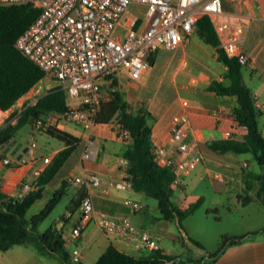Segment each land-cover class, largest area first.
I'll return each instance as SVG.
<instances>
[{"label": "built area", "instance_id": "1", "mask_svg": "<svg viewBox=\"0 0 264 264\" xmlns=\"http://www.w3.org/2000/svg\"><path fill=\"white\" fill-rule=\"evenodd\" d=\"M245 3L247 0H231ZM222 0H0L2 4L30 3L40 9L38 15L15 40V45L34 61L46 74V78H54L55 83L66 90L67 95L76 99L69 103L63 112H50L38 117L33 122V129L44 131L48 128H61L64 122L79 124L85 128L96 125V113L103 97L101 82L107 75H115L124 67L131 78L140 77L149 67V55L159 48H176L186 43L195 33L198 18L206 14L218 38V47L229 57H236L242 64L250 59L242 48L244 24L233 19L223 9ZM142 6V15L127 14L131 4ZM187 64L186 60L182 65ZM222 76L218 77L221 80ZM40 81L36 83V86ZM33 93L29 103L39 96ZM254 103L259 107L258 95L253 94ZM19 109L12 122L23 109ZM7 111V110H6ZM12 111L8 112L7 117ZM3 124V125H4ZM2 126V125H1ZM264 128V123H263ZM113 128V126H112ZM115 136L124 141L129 136L128 129L120 123L114 125ZM192 125L187 112L176 113L172 117L168 144L155 145V160L160 165L169 166L175 178L173 187H179L185 176L202 160L198 153L179 157L188 149V134ZM35 143L28 148L32 150ZM97 151L91 144H85L82 157L87 159L96 156ZM51 160L45 156L42 161ZM128 160L120 157L119 164L125 177L112 182L117 188H127L130 182L126 179ZM11 157L0 149V165H10ZM246 165V163L244 164ZM43 167L33 170L31 182H22L25 191L37 188L38 178ZM215 177L224 174L214 172ZM67 181L78 187L91 186L100 192L108 191L101 177L90 170L79 175L70 176ZM124 203L134 213L140 212L145 205L132 198ZM80 209L97 224L102 232L127 243H133L139 249L159 250L160 235L133 223L128 213L118 215L106 210L96 209L91 195L86 193L80 200ZM83 224L70 229L69 239L77 241L83 233ZM81 249L76 244L69 254L72 264H80ZM177 256L166 260L164 264H174Z\"/></svg>", "mask_w": 264, "mask_h": 264}, {"label": "crops", "instance_id": "2", "mask_svg": "<svg viewBox=\"0 0 264 264\" xmlns=\"http://www.w3.org/2000/svg\"><path fill=\"white\" fill-rule=\"evenodd\" d=\"M221 3L223 9L231 18L239 19L244 24L241 46L249 55L250 61L247 65L251 71L249 74V83L246 82L244 74L243 80L250 87L252 93L258 95L259 107L263 114L264 77H262V72H264V0H247L245 3L222 0ZM188 41L180 44L176 48H166L171 51V56L168 60L160 61L163 68L165 65V68L161 71L162 78L158 79L157 85L153 89L152 87L148 88L140 83L139 79L144 74L149 73L150 68L156 65L159 61L158 51L164 47L159 48L154 53L152 64L149 63L148 69L140 77L131 78L124 67H121L120 72L113 76L119 86L125 91L128 104L131 106L143 104L151 113L153 144H168L173 115L187 112L192 125V130L187 137L189 146L185 152L179 153L178 156L185 157L198 153L203 162L209 163L215 166V168H221L222 165L229 166L228 171L233 175L225 174L221 179L227 182L237 181V183L241 184V179L238 177L240 170L236 167L237 164L234 162L237 154L231 152L223 154L217 153L208 146L211 140L219 138H227L229 136L241 138L246 131V127L238 124L232 116L231 110L234 97L221 96L208 89V84L211 80L218 79V77L222 76L226 67L216 56L215 59L221 64L220 74L218 73L216 75L214 71L213 73L210 72V74L203 71L193 74L190 70H184L185 67H181V62L182 59L188 55ZM198 64L202 63L195 62L192 63L191 66L194 69ZM256 75H259V77H256ZM45 78L46 77L39 80V83L42 84ZM178 78L182 80L181 85L178 83ZM111 81L112 78L104 79L101 82V86H104L106 90L111 87ZM54 85H56V83L52 86ZM52 86H49V88ZM32 88L8 109H0V120L6 122L7 119L13 117V115L17 113L20 104H22L23 107L29 104L32 99ZM102 91H104L103 88ZM37 93V96H40L45 92ZM10 111L12 112L7 117ZM16 119L17 118H14L12 123H14ZM263 123L264 120L261 119V124ZM61 129L68 130L82 138L81 141L83 144L80 156L73 161L69 160L72 157V151L55 174L43 184L41 196L36 199L33 204L42 198L48 201L53 196L54 192L60 188L63 189V194L66 189L70 190L68 205H66L65 211L60 217L59 224L54 225V227L61 230L64 237L63 228L66 224L71 223L70 227H67L66 238L73 246L77 244L80 247L82 255L80 264H93L100 253L109 244L135 256L147 255L152 252V250L148 249H139L133 243H127L122 239L113 238L101 232L100 228L90 216L83 213L80 209V200L86 193L91 195L93 205L96 209L106 210L114 215L128 213L134 224L159 234L161 245L162 234L171 233L172 219L166 220L159 218V226L157 229L145 227L142 221L138 223L136 218L141 217L142 219V215L145 214L146 208L144 207L140 212H132L124 203L126 198H131L128 193V191L133 190L131 186L127 188H117L112 183L125 177V172L119 164V159L123 156L122 152L125 147L121 151L111 149L107 141L126 144L125 140L122 141L115 136L112 123H97L93 128L89 129L76 123L64 122ZM262 130L264 131V129ZM87 143L91 144L93 149L97 151L95 157L87 159L82 157L83 149ZM64 146L65 144H61L52 149H46V151L37 150L35 147L29 150L27 146L23 149V152H19L17 156H12L6 150V144L2 145L0 148H3V152L11 157V164L0 165V191L13 199H20L28 192L23 189L22 182H31L34 178L33 170L40 166L43 167L40 174L41 176L56 153ZM45 156L51 158L48 163H43L42 161ZM244 164L245 162L242 165ZM85 170L97 173L101 177L104 185L107 186L108 191L102 193L98 188L93 186L89 188H85L84 186L76 187L67 181L70 176L79 175ZM205 170L210 174H214L209 168H205ZM216 171H218V169L215 170V172ZM239 187L244 190L245 186L241 184ZM258 187L259 186H252L250 188L255 191L253 194L254 199L251 201L242 203V199H239L238 202L242 208L249 206L253 202H261L260 197L262 194L258 193ZM77 224H83V233L77 241H71L69 239L70 229ZM225 235L242 236V239L239 242L227 245L215 257H211L210 254L215 252L218 246L209 249L203 247L200 243L197 247L204 252L203 255L188 253L186 256H181L179 252L166 250L163 245H161V249L164 253L176 255L178 258L176 264H264V218L253 223L236 226L233 231H229ZM142 251H147V254H143ZM51 255L39 251L31 244H14L6 250H0V264H64L61 260L59 263L51 261L45 262L44 257L50 259V257H52Z\"/></svg>", "mask_w": 264, "mask_h": 264}, {"label": "trees", "instance_id": "3", "mask_svg": "<svg viewBox=\"0 0 264 264\" xmlns=\"http://www.w3.org/2000/svg\"><path fill=\"white\" fill-rule=\"evenodd\" d=\"M40 9L30 3H0V109L11 107L21 96L26 94L39 80L46 77L44 70L34 63L15 45V40L34 20ZM195 34L205 43L212 45L217 52V59L225 65L222 79H213L208 89L221 96H233L232 116L238 124L246 127L241 138L227 137L211 140L208 146L217 153H249L258 170L242 171L244 186L250 189L259 183L260 201L264 204V131L261 124L262 111L254 103L253 93L243 80V66L236 57L227 56L218 47V38L208 15H201L195 27ZM154 53L148 57L149 63L154 60ZM111 87L103 92L102 101L96 113V121L108 123L116 120L128 129L125 148L122 155L127 158L126 179L133 190L142 192L157 200L160 217L166 220L177 218L181 222L188 214L197 209L202 196L189 199L185 196L181 205L171 199L173 170L160 165L153 152L151 113L143 104H128L125 91L119 86L113 75ZM102 88V86H101ZM67 93L64 88L54 85L41 94L34 102L24 106L14 123L8 121L0 126V147L12 140L20 125L34 122L38 117L50 112L67 110ZM43 132L48 133L65 144L53 157L45 172L39 177V186L29 190L20 199H13L0 191V250H6L14 244H31L46 254H56L64 264H72L65 251V239L61 230L54 226L42 233L37 232V225L50 213L63 195V189L56 190L45 205L30 217L26 212L36 199L41 196L43 184L59 169L82 140L74 133L51 127ZM4 151L3 148H0ZM254 199L246 194L242 203ZM242 236L222 235L217 250L210 254L215 257L227 245L239 242ZM197 245L199 242L193 240ZM176 255L164 253L162 249L153 250L147 255L135 256L109 244L93 264H164ZM177 261L174 263L176 264Z\"/></svg>", "mask_w": 264, "mask_h": 264}, {"label": "rangeland", "instance_id": "4", "mask_svg": "<svg viewBox=\"0 0 264 264\" xmlns=\"http://www.w3.org/2000/svg\"><path fill=\"white\" fill-rule=\"evenodd\" d=\"M142 11V6L132 3L127 10V14L142 15ZM188 42V55L182 59V61L186 60L187 64L183 66L181 62V67H185L184 70H190L193 74L202 71L209 74L214 71L216 75L218 73L220 74L221 64L215 59L217 56L216 49L212 45L201 40L195 33H193ZM158 52L159 61L154 67L150 68L149 73L144 74L139 79L140 83L148 88L152 87V89L156 87L158 79L162 78L161 71L165 68V65L163 68L160 61L168 60L171 56V51L166 48H162ZM195 62H201L202 64H198L193 69L191 65ZM250 71L251 69L249 66L244 64L243 74L247 83H249ZM256 77H259V75H256ZM262 77H264V72H262ZM178 83L179 85L182 83L180 78H178ZM53 84H55L54 78H45L42 84H38L40 86H36L35 91L39 93L46 92L49 86H52ZM102 88L105 91L104 86ZM67 100L69 103L76 102V99L69 95H67ZM261 119L264 120V113L262 114ZM4 123L5 121L0 120V126ZM111 123L114 128L116 120H113ZM32 142L35 143V149L41 151H46V149L49 150L58 145L64 144L62 140L49 135L46 132L33 129L32 122H26L19 126L14 133L12 140L6 143L5 148L12 156H17L19 152H23V149L29 146ZM107 143L110 144L111 149H117L118 151H121L125 147V144L121 142L107 141ZM82 144V141L78 143L73 150L71 159L69 160L73 161L74 159L79 158ZM234 162L237 164L236 167L240 170L238 177L241 179L242 186H244V181L241 177L242 171L247 169L258 170L256 167L257 165L249 153L237 154ZM244 162L246 165H242ZM205 168H209L212 173L218 169V171L224 175L232 174L228 171L229 166L222 165L221 168H215V166L200 160L189 171V173L183 176V180L179 187H173L171 199L177 205L183 203L185 196L189 199H195L198 196L203 197L200 206L181 219V222H178L177 218L172 219L171 233H166L165 235L162 234L161 236V245H163L166 250H173L181 253V256H186L188 253L203 255L204 252L197 247V244H195L193 240L199 242L205 248L213 249L219 246L222 235L227 234L229 231H233L236 226L253 223L264 218V204L262 202H253L245 208H242L238 202L239 199H242L246 195L245 193L254 198L253 194L255 191L246 187H244L243 190L239 187L241 184L237 183V181L227 182L224 179L208 173ZM253 186H259V183L256 182ZM128 193L132 199L145 204L146 209L145 214L142 215V219L141 217L136 218L138 223L142 221L145 227L157 229L159 226L158 220L161 218L157 200L135 190L128 191ZM69 196L70 190L66 189L65 193L50 213L37 225V232L42 233L48 227L59 224L60 217L65 211L66 205H68ZM46 201L47 199H40L28 209L25 216L28 218L31 214L38 212L41 207L44 206ZM70 225L71 223L66 224L63 228L65 239L64 249L68 254L71 253L73 248V244H71L66 238V230ZM142 253L147 254V251H142ZM51 256L50 259L44 257L45 262H61L58 255L52 254Z\"/></svg>", "mask_w": 264, "mask_h": 264}]
</instances>
